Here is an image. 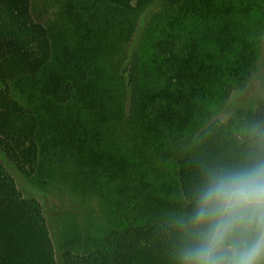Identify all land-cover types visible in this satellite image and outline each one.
I'll return each instance as SVG.
<instances>
[{"label": "trees", "instance_id": "1", "mask_svg": "<svg viewBox=\"0 0 264 264\" xmlns=\"http://www.w3.org/2000/svg\"><path fill=\"white\" fill-rule=\"evenodd\" d=\"M264 0H0V264H176L205 166L250 153L264 98ZM247 105V106H246ZM55 177L115 214L86 252L62 238ZM77 212V213H75ZM73 242L86 243L80 233Z\"/></svg>", "mask_w": 264, "mask_h": 264}, {"label": "clouds", "instance_id": "2", "mask_svg": "<svg viewBox=\"0 0 264 264\" xmlns=\"http://www.w3.org/2000/svg\"><path fill=\"white\" fill-rule=\"evenodd\" d=\"M241 163L205 166L179 217L176 264H264V123L249 127Z\"/></svg>", "mask_w": 264, "mask_h": 264}, {"label": "rangeland", "instance_id": "3", "mask_svg": "<svg viewBox=\"0 0 264 264\" xmlns=\"http://www.w3.org/2000/svg\"><path fill=\"white\" fill-rule=\"evenodd\" d=\"M59 0H32V12L37 20L45 24H52L57 18ZM264 13V10H263ZM243 102L240 104H255L264 98V50L260 55L253 70L248 87L241 92ZM247 106V105H246ZM53 190L52 194L57 198L61 209H66L71 202H79L85 210L74 214H64L59 225L61 237L68 238L73 251L86 252L95 245V239H100L112 228L115 214L111 206L101 200L97 195L85 194L80 197L79 193L71 186L64 183L60 177H55L47 186ZM80 233L85 238L84 245L74 243L75 234Z\"/></svg>", "mask_w": 264, "mask_h": 264}]
</instances>
